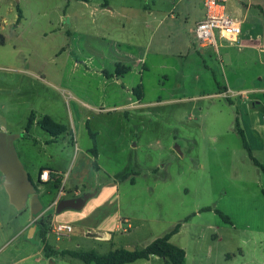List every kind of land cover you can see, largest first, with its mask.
Segmentation results:
<instances>
[{"label": "rangeland", "instance_id": "rangeland-1", "mask_svg": "<svg viewBox=\"0 0 264 264\" xmlns=\"http://www.w3.org/2000/svg\"><path fill=\"white\" fill-rule=\"evenodd\" d=\"M121 1L0 0V129L19 134L14 142L22 162L21 151L27 154L31 140L43 136L37 121L47 116L66 132L48 150L54 161H68L65 193L91 192L82 185L90 179L93 191L96 182L114 186L102 206L83 216L105 218L109 240L82 233L77 227L91 224L76 215L60 218L75 227L56 236L50 226L41 234L29 203L13 207L0 172L1 264H88L51 249L140 248L177 224L170 240L185 249L187 264H264V128L257 126L264 106L252 110L242 100L257 94L238 91L264 88V53L236 43L228 54L202 49L188 30L203 8L200 0H125L134 9L131 25L102 9ZM159 1L173 18L147 40L135 19ZM224 5L243 18L240 0ZM254 17L264 19L253 8L244 20ZM115 32H133L131 47L114 42ZM246 120L249 151L238 132ZM89 133L97 149L92 159ZM42 188L49 199L59 190L51 181ZM204 207L210 208L199 212ZM59 213L50 207L42 216ZM112 217H133V225L123 230Z\"/></svg>", "mask_w": 264, "mask_h": 264}, {"label": "crops", "instance_id": "crops-1", "mask_svg": "<svg viewBox=\"0 0 264 264\" xmlns=\"http://www.w3.org/2000/svg\"><path fill=\"white\" fill-rule=\"evenodd\" d=\"M84 1L87 2L88 0H84ZM171 1H174V0H171ZM240 1L243 3L244 8H243V14H242L243 18L240 19V20H242V34H241L240 38L238 39V41L226 42L224 39L216 38L215 45L205 44L203 46L200 43H198V41L195 39L197 41V44H199V46H201L202 49L211 45V46H214L216 49H218V52L220 54H221V52L222 53L225 52L228 54L229 53V51L227 50L228 47L233 46L232 43H236L239 47L249 48V50H252L253 52H256L258 50L259 52L264 53V34L258 30V29L264 30V19H258L257 17H254L252 19L254 21H251V22H247L246 20H244V17H246L249 14V12L251 11V9H253V8H258L264 16V0H240ZM164 4H165L164 1L163 2L159 1L158 5L157 4L156 5L152 4V6L148 5V7H146V9L142 12V14L139 15V17L137 19H135V21L137 23L140 22V24L142 25V28L144 29V32L146 34L145 39L147 37V40H151L154 33L156 32V30H158L159 28L162 27L163 23L165 22V19L168 16L170 18H173L172 17V13H173L172 11L162 10V6H165ZM102 9H104V11L108 10L109 14H111V15L117 14L120 17H123L128 22V25H131V23H133L131 21L129 14L133 13L134 9H133L132 4L128 1L122 0L118 4V6H113V4H110V6H107L106 8H102ZM237 10L241 11L240 8H237ZM226 12L228 15L229 13L227 10H226ZM204 13H205L204 7L196 13L193 26L188 29L189 32L193 33V28H194L195 24L198 21H200V19L202 20ZM155 21H156V27H155V29H153V24H155ZM243 24H246V26L244 28H243ZM119 25L122 28L125 26L123 23H121V24L119 23ZM113 26L116 27V23ZM118 27L119 26H117V28ZM132 33L133 32H129V36H127L125 32H119V33L115 32V34L112 36V40L114 42H119L120 44L123 43L127 47H131ZM178 42L180 43L181 40H179ZM157 47H159V46L157 45ZM157 50H159V49H157ZM119 81L120 80H118V82ZM238 91L240 93H244V94L246 92H248V94H253V93L257 94V97H253V98L245 97L242 100V102H244V103L248 101L252 110L256 109L259 106H264V99H262L258 96V94H260V93L262 95H264V88L261 89L258 86H254L250 89L246 88V89H240ZM215 95H217V94H215ZM255 115H257L256 112H255ZM38 121H37V123H38ZM248 124H249L248 120H246L245 122H242V125H241L242 126L241 130L244 133V138H245V132H247L246 126L249 127ZM257 126L259 128H261V126L264 128V115L263 114L261 115V117H259V120L257 122ZM40 128L43 131V136L41 138L36 137V138H33V140H31L32 150L27 151V154H25L23 151H21L22 152V162L21 163L25 167V169L27 170V173H28L31 181H32L31 174L34 175L35 180H33L32 183H34V181H35L34 185L36 187V191H38L40 200L43 204L42 209H46L52 203L56 205V203L58 202L59 199L72 198V197L77 198V197H81L83 194L79 195V194H77V191L74 194H71L70 191H67L65 193V191L63 189L64 184H66V182L69 180L68 176H67V178L64 177V174L66 173L65 172V167H66L65 165L68 164V161H66L65 164H62L61 162H56L53 160L52 154L50 152L48 153V150L50 149V144L51 143L52 144L57 143L56 141L60 137H61V140L65 139L63 137V135L66 132L61 133V134H60V132H57L56 135H52L47 130L43 129L41 126H40ZM71 139H74V137L72 136ZM90 140H91V138H90ZM91 142H92V140H91ZM94 142H95V139H94ZM95 145H96V142H95ZM91 149L89 151H91ZM41 153H42V155H40ZM90 153L92 156L89 157V159L96 157L97 156V149H96L95 155L92 152H90ZM43 154H46V155L44 157H42ZM67 159H68V157L66 158V160ZM94 167H95L96 172L102 171L100 166L94 164ZM42 169H48L50 171L49 180L41 181L39 179V173ZM51 175H53V176L51 177ZM74 180L71 181V183L75 185V183H77L76 182L77 179H74ZM48 181H51L56 186V188H57V185L59 184L57 190L59 188H62V191H63L61 194H59V191L56 190L57 194L53 199H49L46 190H43V188H42V185H44ZM90 182H91V179L86 183L81 182L84 187H88L86 189H90L89 191H91V192L86 193L88 195V198L85 200L83 206H81V208L78 211H75L74 209H64L59 213L60 216L51 217L50 222H49L50 232L55 234L52 231V225L57 223L58 221H65V222L72 224L73 225V229L71 230V232H72L74 230L75 225L67 219H60V218H75V217H70V216L76 215L77 218H75V219L78 220V219H82V218H87V219H89L88 222L91 224L90 226H88L85 223L82 226H78L77 228L80 229V231H82V233H84L85 235L92 236L94 238H98L99 240H102V241H106V240L110 239V237H111L110 232H109V230L105 229L107 226L106 224L108 223V221L105 218L83 217V216H86L87 212H85V210L88 211L89 208H97L98 206L99 207L102 206L100 204L102 197H106V195H110L113 192L114 186H111L108 183L100 184L99 182H96L97 188L95 191H93V185H91ZM54 207L55 206H53L52 208H54ZM73 212H75L77 214H75ZM40 217H43V216L41 215ZM132 218L133 217H130V218L112 217V222L117 227L119 225L117 220H119L122 222L123 225L126 226L123 228V230L131 229V227L133 225V223L131 221ZM36 221H37V219L35 220V222ZM35 228H36V226L34 225L31 229V231H33V229H35ZM174 234L170 235L169 238L171 240H172V236ZM60 235L67 236L68 233L67 234H60ZM56 236H59V235H56ZM45 244L47 246H50L48 244V242H45L43 244L44 252H45V248H44ZM125 246H128V244H125ZM117 247H120V246H117ZM114 248H116V247H114ZM114 248H112V249H114ZM63 249H67V247L58 248L55 251L59 252L60 250H63ZM68 249H71V248H68ZM48 251H49L48 256L51 257V255H53L54 252L52 253V252H50V250H48ZM186 257H187V253L185 251L184 260L186 259ZM142 259H143L142 260L143 262H135V263H137V264H143V263H145V264H170V263H166L165 260L162 257H159L158 255L149 256L148 258H142ZM134 261H136V259H134L130 262L134 263ZM130 262L125 263V264H130ZM0 264H1V262H0ZM56 264H58V263H56Z\"/></svg>", "mask_w": 264, "mask_h": 264}, {"label": "trees", "instance_id": "trees-1", "mask_svg": "<svg viewBox=\"0 0 264 264\" xmlns=\"http://www.w3.org/2000/svg\"><path fill=\"white\" fill-rule=\"evenodd\" d=\"M18 11V10H17ZM20 14L18 11L17 19L19 18ZM31 118V117H30ZM33 119L31 118L27 128L31 125V121ZM38 124L45 130H47L50 134L56 135L57 132H62V129L59 127H56L51 119L47 116H42V118L38 121ZM239 134L241 135V142H243V145L247 150L249 151V147L247 145V142L244 138V133L241 129H238ZM90 138L93 142V146L91 149V152L95 155L96 153V145L94 142V135L90 134ZM255 162V161H254ZM53 175H51L52 177ZM210 207H204L199 210V212H203L206 210H209ZM218 215L223 218L225 222H228V218L221 215V213L218 210H214ZM37 222L41 225V234H44L46 229H49V222L50 217H39L37 219ZM179 230V224L175 225L173 228H171L169 231L162 233L161 235H158L154 237V240H152L150 243L145 244L144 246L140 248H134L133 250L129 251L123 248V246L116 247L114 249H110L106 254H98L93 249L89 250H82V251H75L74 249H63L60 252L64 255H69L71 257H74L76 259H79L80 261H83L84 263L88 264H125L128 263L134 259L137 258H148L149 256H155L158 255L159 257H162L166 263L170 264H187L185 263L184 257H185V250L180 245L173 244L170 240V235L178 232ZM45 253L46 255L49 254L48 249H50V246L44 245ZM52 252L55 250L51 249Z\"/></svg>", "mask_w": 264, "mask_h": 264}, {"label": "water", "instance_id": "water-1", "mask_svg": "<svg viewBox=\"0 0 264 264\" xmlns=\"http://www.w3.org/2000/svg\"><path fill=\"white\" fill-rule=\"evenodd\" d=\"M18 137V133L7 134L0 129V172L4 178L2 185L13 207L19 210L29 203V213L32 215V220L35 217H40L44 210L53 206H55V214L64 209L78 211L88 198L87 194L77 198H62L58 200L56 205L52 203L46 209H42L43 204L38 191H36L27 170L18 158L19 155L14 142ZM124 248L131 251L135 247L130 245Z\"/></svg>", "mask_w": 264, "mask_h": 264}, {"label": "built area", "instance_id": "built-area-1", "mask_svg": "<svg viewBox=\"0 0 264 264\" xmlns=\"http://www.w3.org/2000/svg\"><path fill=\"white\" fill-rule=\"evenodd\" d=\"M203 4L205 13L202 20L198 21L193 33L195 39L201 45H215L216 38L224 39L226 42H236L242 34V20L237 17L227 15L224 2L227 0H200ZM50 178V171L42 169L39 173L41 181H47ZM61 194L62 188H59ZM55 203V202H54ZM39 217H35L34 221ZM73 229V225L58 221L52 225V231L56 235L67 234Z\"/></svg>", "mask_w": 264, "mask_h": 264}]
</instances>
